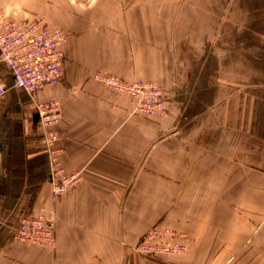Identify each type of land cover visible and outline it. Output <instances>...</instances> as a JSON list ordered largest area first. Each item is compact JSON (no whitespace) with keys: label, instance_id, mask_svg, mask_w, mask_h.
<instances>
[{"label":"crops","instance_id":"obj_1","mask_svg":"<svg viewBox=\"0 0 264 264\" xmlns=\"http://www.w3.org/2000/svg\"><path fill=\"white\" fill-rule=\"evenodd\" d=\"M44 16L66 33L62 76L0 100V264H264V0H0L2 17ZM160 86L167 115L95 73ZM79 184L54 199L36 100ZM52 219L54 249L14 239L24 216ZM180 254L142 257L151 227Z\"/></svg>","mask_w":264,"mask_h":264},{"label":"built area","instance_id":"obj_2","mask_svg":"<svg viewBox=\"0 0 264 264\" xmlns=\"http://www.w3.org/2000/svg\"><path fill=\"white\" fill-rule=\"evenodd\" d=\"M66 33L51 27L43 16L17 19L5 16L0 21V62L10 71L11 87L36 95L48 85L59 82L62 76V46ZM93 79L111 91L130 97L131 114L150 117L167 115L163 91L151 81H126L115 75L95 73ZM10 86L0 79V100L4 98ZM35 111L44 130V139L49 164V182L51 193L57 199L74 189L81 180V172H66L60 164L57 140L50 128L58 125L61 106L58 100H36ZM176 231L151 226L140 238L133 250L142 257L180 254L184 246ZM14 239L29 246L54 249L56 245L55 228L52 219L42 215L24 216L14 230Z\"/></svg>","mask_w":264,"mask_h":264},{"label":"rangeland","instance_id":"obj_3","mask_svg":"<svg viewBox=\"0 0 264 264\" xmlns=\"http://www.w3.org/2000/svg\"><path fill=\"white\" fill-rule=\"evenodd\" d=\"M77 1H80V2H83L84 0H77ZM44 17V16H43ZM46 18V17H45ZM47 19V18H46Z\"/></svg>","mask_w":264,"mask_h":264}]
</instances>
